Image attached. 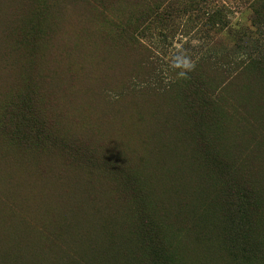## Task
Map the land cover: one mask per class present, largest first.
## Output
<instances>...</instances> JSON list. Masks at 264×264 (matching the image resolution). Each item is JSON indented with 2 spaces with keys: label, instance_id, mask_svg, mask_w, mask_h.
Wrapping results in <instances>:
<instances>
[{
  "label": "rangeland",
  "instance_id": "obj_1",
  "mask_svg": "<svg viewBox=\"0 0 264 264\" xmlns=\"http://www.w3.org/2000/svg\"><path fill=\"white\" fill-rule=\"evenodd\" d=\"M0 264H264V0H0Z\"/></svg>",
  "mask_w": 264,
  "mask_h": 264
}]
</instances>
